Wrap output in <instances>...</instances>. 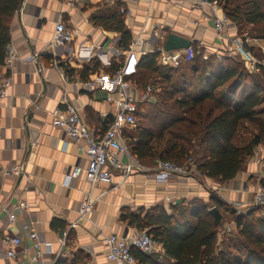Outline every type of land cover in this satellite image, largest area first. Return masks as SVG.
Listing matches in <instances>:
<instances>
[{
  "label": "crops",
  "instance_id": "1",
  "mask_svg": "<svg viewBox=\"0 0 264 264\" xmlns=\"http://www.w3.org/2000/svg\"><path fill=\"white\" fill-rule=\"evenodd\" d=\"M214 14L221 16L224 11L220 6L199 11L184 0H22L11 25V44L20 61L14 65L13 85L0 108V165H19L25 175L5 179L0 184V200L8 202L16 192L14 202L17 198L26 201L29 214L18 218L14 225L8 224L5 214L0 215V264H18L4 255V233L21 238L20 262L38 264L33 260L30 233L23 229L29 222L34 223L40 239L51 244L46 264H56L60 258L67 263L114 264L108 259L106 240L112 234L130 237L134 233L137 228L125 219L127 213L157 207L169 214L177 213L196 201L213 208L212 195L239 215L253 209V194L264 179L259 162L264 159V144L255 149L254 156L234 179L224 182L203 177L172 179L162 184L150 173L134 172L122 183L120 173L114 171L112 185L91 187L84 177L75 179L69 187L64 185L69 170L85 165L87 158L73 145H64L67 136L54 124L56 109H65L63 96L79 109L92 133L103 134L116 111L112 99L117 98L115 75L121 68L114 73L116 65L127 64L131 92L141 105L156 102L161 93L153 82L142 87L134 80L142 58L159 53V65L171 68L183 62L179 60L173 66L161 60L170 33L189 39L205 59L212 55L219 59L222 56L223 60L231 56L232 43L241 36L231 24L225 40H219L213 29ZM115 15L123 17L131 35L127 51L120 46L121 34L112 18ZM59 21L73 31L74 38L68 51L60 50L55 56L49 46ZM250 39L248 50L262 59L264 40ZM138 41L143 42V47H134ZM34 54L38 55L36 60H27ZM85 68L89 71L83 75ZM244 68L254 74L246 65ZM8 73L4 65L0 66V78ZM242 94L238 90L236 99ZM86 200L92 209L81 218L79 210ZM218 209L224 215L218 233L220 244L233 237L237 228L229 212ZM158 249L154 255L163 256L161 244Z\"/></svg>",
  "mask_w": 264,
  "mask_h": 264
},
{
  "label": "trees",
  "instance_id": "2",
  "mask_svg": "<svg viewBox=\"0 0 264 264\" xmlns=\"http://www.w3.org/2000/svg\"><path fill=\"white\" fill-rule=\"evenodd\" d=\"M21 4L22 0H0V66L5 63L12 21ZM218 4L239 36L264 40V0H218ZM112 18L121 34L120 46L127 51L132 38L125 20L117 15ZM192 47L195 56L185 67L160 66L159 53L142 58L134 80L142 87L153 82L160 86L161 93L156 102L147 105L146 113L137 112V118L146 123L138 122L126 132L127 144L146 166H155L157 160L183 165L193 158L203 177L232 180L245 168L255 149L264 144V109H259L264 104V71L252 76L241 60H218L214 55L205 59L203 52ZM119 67L113 68L114 73ZM88 71L85 68L83 75ZM224 87L227 92L221 94ZM238 90L243 94L236 99ZM244 126H252V135L237 144ZM210 202L228 211L237 228L233 237L220 244L219 227L209 212L211 206L201 201L171 214L158 207L127 213L129 224L146 231L164 250L163 256H156L132 249L137 262L264 264V219L259 211L251 209L239 215L214 195ZM56 264L76 263L60 258Z\"/></svg>",
  "mask_w": 264,
  "mask_h": 264
},
{
  "label": "built area",
  "instance_id": "3",
  "mask_svg": "<svg viewBox=\"0 0 264 264\" xmlns=\"http://www.w3.org/2000/svg\"><path fill=\"white\" fill-rule=\"evenodd\" d=\"M184 1L189 2L192 8L199 11L205 7H211L214 10L219 7L218 0ZM122 12L124 11L122 10ZM212 20L213 29L218 39L221 41L225 40L226 31L231 25V22L225 13L221 16L214 14ZM73 38V31L64 22H57L49 46L50 53L57 56L60 50H67L68 46L73 42ZM250 40L248 37L235 39L232 43L233 49L230 51L231 56H235L236 58L238 56L244 62L250 73L262 74L264 71V51L262 59L256 57L247 48L248 43L251 42ZM143 45L142 41H138L134 47H143ZM183 51H162L161 60L164 64L173 66L183 56L186 60L191 61L194 57V49L190 47ZM37 56V54H34L27 60H36ZM19 61V53L12 44L8 45L4 66L8 69L9 73L7 76L0 78V108L9 94V89L13 85L14 65ZM126 65H122L116 72L117 89L115 95H117V98L112 99V101L108 97V101L114 103L116 111L113 120L103 134L97 136L91 132L79 109L69 103L66 95L63 96L62 103L65 109H56L54 113V124L57 128L63 130L67 136L64 145L66 147L73 145L78 153L87 158L85 165L76 166L69 170L65 176L64 185L69 187L75 179L80 177H84L91 187L100 184L112 185L114 171L120 173L122 183L134 172L150 173L157 182L162 184L168 183L172 179H202L203 174L198 169L193 158H189L183 165H178L171 161L157 160L155 166L150 169L131 152L127 144L126 132L137 126L136 115L139 111L141 100H138L131 92L132 85L127 80L129 73H127ZM65 79H67L66 76ZM88 86L92 87V84ZM148 92H151L149 87ZM142 99H146V95ZM2 136L3 134L0 129V141ZM24 175L23 169L19 165H0V184L9 177L20 178ZM15 197L16 192L11 195L10 201L4 202L0 200V215L5 214L10 225L16 224L18 218L29 214L28 203L19 198L14 202ZM252 207L264 209V187L260 186L254 192ZM91 209V202L86 200L80 207V217L85 218ZM23 229L30 233V238L33 242V260L38 264H46V257L52 253L51 244L45 243L40 239L33 222L23 225ZM106 242L108 259L114 264H136L137 260L132 253V249H137L146 255H154L159 251V243L146 231L137 229L130 237H121L112 234L107 238ZM2 244L5 249L4 255L7 259L18 264H25L23 261L20 262L19 259L18 249L22 246V240L19 236L4 233L2 236ZM24 253L27 252L24 250ZM49 264H55V262Z\"/></svg>",
  "mask_w": 264,
  "mask_h": 264
},
{
  "label": "water",
  "instance_id": "4",
  "mask_svg": "<svg viewBox=\"0 0 264 264\" xmlns=\"http://www.w3.org/2000/svg\"><path fill=\"white\" fill-rule=\"evenodd\" d=\"M191 46L192 42L189 39L170 33L165 40L163 50L164 52L182 51L189 49ZM209 212L214 219L215 225L217 227L221 226L224 215L219 211V209L217 207H213Z\"/></svg>",
  "mask_w": 264,
  "mask_h": 264
},
{
  "label": "rangeland",
  "instance_id": "5",
  "mask_svg": "<svg viewBox=\"0 0 264 264\" xmlns=\"http://www.w3.org/2000/svg\"><path fill=\"white\" fill-rule=\"evenodd\" d=\"M247 29H250L249 27L247 28ZM246 29V30H247ZM240 38H242V37H240ZM227 51V50H226ZM194 56H195V51H194ZM210 57V56H209ZM209 57H207V58H209ZM231 58L232 57H234V56H230ZM238 57V56H237ZM206 58V59H207ZM217 58V57H216ZM221 59L223 58L222 56L220 57ZM218 59V58H217ZM232 59H234V58H232ZM239 60H240V58H238ZM180 60H182L183 62L181 63L182 65H184V67H185V65L186 66H188L187 64L190 62V61H188V60H186L185 59V57L183 56ZM218 60H220V59H218ZM158 61H159V63H160V60L158 59ZM180 64V65H181ZM245 65V64H244ZM249 75H252V76H254V74H249ZM256 75V74H255ZM160 87V86H159ZM227 92V87H224L223 88V90L221 91V94L222 93H226ZM262 97H264V82H263V93H262V95H261ZM147 105H149V104H141V105H139V111L142 113V114H144V113H146V111H147V109H148V106ZM259 109H264V104L261 106V107H259ZM146 123V122H144L143 120H139L138 118H137V123ZM246 127V128H245ZM252 126H244V127H242V129H241V131H240V133H239V137H237L236 138V142H237V144H240V142L242 141V142H246V141H248L249 139H250V133L252 132ZM254 156V155H253ZM196 162V161H195ZM260 163H261V168H264V159L263 160H261V161H259ZM254 195V194H253ZM230 207V206H229ZM251 207H252V205H251ZM231 208V207H230ZM253 209H255V210H258L259 212V216H261V218H263L264 219V209H262V208H254V207H252Z\"/></svg>",
  "mask_w": 264,
  "mask_h": 264
}]
</instances>
